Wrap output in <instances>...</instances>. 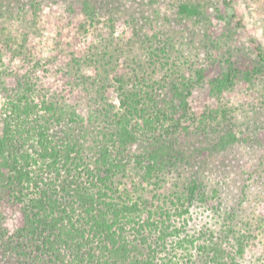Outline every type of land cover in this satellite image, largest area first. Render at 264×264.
<instances>
[{
  "label": "rangeland",
  "instance_id": "obj_1",
  "mask_svg": "<svg viewBox=\"0 0 264 264\" xmlns=\"http://www.w3.org/2000/svg\"><path fill=\"white\" fill-rule=\"evenodd\" d=\"M183 4L199 15L181 14ZM0 62V135L17 95L39 106L59 102L67 114L49 123L48 139L63 145L76 136L69 173L84 188L104 187L114 175L110 199L137 200L140 211L122 218L130 217L125 234L143 255L163 230L177 231L173 241L249 221L264 227V0H0ZM128 89L138 100L135 138L114 162L121 167L113 156L97 166L92 147L115 144L114 115L125 110ZM40 113L25 132L40 129ZM229 134L238 140L221 148ZM13 145L0 156V264H62L44 253L49 231L34 239L18 232L31 194L50 175L36 180V167L9 172ZM106 171L109 179L100 176ZM255 235L241 264L264 259V236ZM56 248L61 257L72 250L60 241ZM194 264H206L204 256Z\"/></svg>",
  "mask_w": 264,
  "mask_h": 264
},
{
  "label": "trees",
  "instance_id": "obj_2",
  "mask_svg": "<svg viewBox=\"0 0 264 264\" xmlns=\"http://www.w3.org/2000/svg\"><path fill=\"white\" fill-rule=\"evenodd\" d=\"M180 13L192 17L199 15L197 8L187 4L181 6ZM21 96L14 97L9 105L0 135V156L5 157L7 153H10L9 147L15 144L16 146H13L16 149L11 153L12 161H8L9 164H7L9 172L14 170L13 174L19 176L23 175L26 167L28 169L36 167L38 169L35 173H40L37 174L36 180L42 181L50 175V180L46 185L42 187L40 184L41 189L31 194L24 209V225L18 232L26 238L34 239L38 235L42 236L44 231H49L46 237L50 242L44 253L52 256L53 261L57 258L62 261V264H87L88 262L92 264H194L197 257L204 256L206 264H241V259L245 257L247 244L250 242L248 239L253 237L252 232H255L254 237L257 239H261L259 234L264 236L261 231L264 229L263 225L258 222L255 225L252 221L248 222L250 227L241 230L231 227L227 232L221 234L219 232L216 235L213 230H210L207 237H201L207 235V231L202 230L197 239L185 235L183 238L171 241L168 237L177 231L166 233V230H163L155 243L148 245L150 252L143 255L140 251L141 248L132 244L131 239L128 240L129 236L125 234L130 217L125 216L124 221L122 218L123 211L130 214V211H140L137 200L127 196V204L116 205L107 192L113 188L112 179L114 176L110 178L108 171L101 173L100 176L105 179L110 178V181L100 188H84L83 182L77 180L74 174L70 178L71 168L68 166V162L77 158L74 156V159H70L73 153H79L76 149L78 139L72 135L63 145L48 139L49 123L62 121L67 114L65 108L61 107L59 102H55L52 97L50 102L44 98V105L39 106L35 105L33 101L29 102L28 99L21 98ZM135 98L137 95L132 90H124L122 101L124 107L126 106L125 110L114 115L112 129L115 144L109 146L105 144L107 142L103 141L99 147L97 144L92 147L94 151L97 149L95 162L93 161L97 166L110 165L112 156L113 161L111 160V162H113L114 169L122 166L116 165L114 162H119L118 156L124 153L128 142L135 138L130 129V118L136 110L135 103H138ZM38 113H40L42 121H40V129L36 128L35 132L39 137L34 135V129L25 132L26 126L23 125L32 115L35 116ZM34 136H37L39 140L34 142L29 139V137L35 138ZM237 140L235 135L229 134L222 137L219 146L225 148ZM44 153L45 156L40 159V155ZM64 164L66 168H64ZM99 171L102 172L101 169ZM4 175L5 171L0 170V188L4 181ZM36 185L39 184L36 183ZM103 192L105 196L109 195L108 204L110 205L107 206V209L104 208L105 210L100 207ZM110 194L112 193L110 192ZM113 203L114 205H112ZM109 210L114 213L111 215ZM73 212H75V216ZM84 221L88 226L86 231L83 228ZM252 229L255 230L252 231ZM80 237L92 240L93 244L94 240H98L97 246L93 247L92 244L83 247L85 240H79ZM58 241L72 248L68 256H56L59 253L56 248ZM40 243L44 245L45 241ZM40 243L37 245L39 249ZM160 248L165 249V256H162L163 250ZM260 264H264V259Z\"/></svg>",
  "mask_w": 264,
  "mask_h": 264
}]
</instances>
